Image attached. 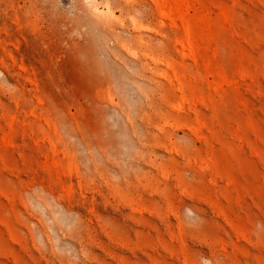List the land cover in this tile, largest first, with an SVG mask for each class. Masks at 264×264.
I'll return each mask as SVG.
<instances>
[{"label": "rangeland", "instance_id": "rangeland-1", "mask_svg": "<svg viewBox=\"0 0 264 264\" xmlns=\"http://www.w3.org/2000/svg\"><path fill=\"white\" fill-rule=\"evenodd\" d=\"M185 3L0 0V264H264V0Z\"/></svg>", "mask_w": 264, "mask_h": 264}, {"label": "bare ground", "instance_id": "bare-ground-1", "mask_svg": "<svg viewBox=\"0 0 264 264\" xmlns=\"http://www.w3.org/2000/svg\"><path fill=\"white\" fill-rule=\"evenodd\" d=\"M152 2L155 5L158 17L160 18L158 25L157 26L156 25L143 26L142 24H140L136 20L132 19V20H130V23H131V26H132L134 31L142 32L145 34H159L160 27L164 26L163 21L161 19H165V18L170 20V27L171 28H176L177 25H176L175 21L172 19V16L177 12H184L187 10V5L185 3V0H156V1L152 0ZM94 10L98 11L96 8ZM105 12H106L105 13L106 15L112 16L108 9ZM222 15H223V17H225L224 13ZM206 38H208V36H206ZM184 40H185L187 46H191V45L193 46L194 45L196 48V51L198 53H200V46L198 44V39L190 36V34L188 33L186 28H184ZM174 43L176 45H179L182 50L184 49V46L181 42L175 41ZM127 54L131 58H135V56H136L135 52H133V51H127ZM150 60L156 64H161V62L158 60H154L152 58H150ZM168 67L171 68V66H169V65H168ZM159 77L164 78V76L162 74H160ZM220 79H221V82H225V80H224L225 78L223 75L220 76ZM69 193H72V192H69Z\"/></svg>", "mask_w": 264, "mask_h": 264}]
</instances>
